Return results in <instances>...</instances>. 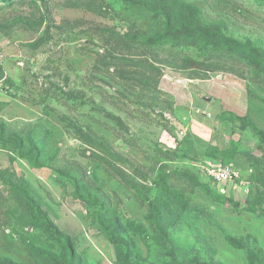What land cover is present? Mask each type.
I'll use <instances>...</instances> for the list:
<instances>
[{
  "label": "rangeland",
  "instance_id": "rangeland-1",
  "mask_svg": "<svg viewBox=\"0 0 264 264\" xmlns=\"http://www.w3.org/2000/svg\"><path fill=\"white\" fill-rule=\"evenodd\" d=\"M32 1L0 7V126L11 140L0 142V259L47 264L38 249L64 259L34 227L28 196L81 264H117L96 209L75 195L74 182L82 180L90 202H106V217L118 220L136 264H264V83L255 68L235 61L207 70L193 48L180 49L177 59L133 57L154 65L142 75L156 88H144L110 64L97 35L100 28L144 37L159 31L161 20L141 0ZM184 1L204 23L264 47V6ZM27 18L42 25L15 24ZM69 123L103 140L115 156L98 155L123 180L90 157ZM229 163L237 181L208 178V169ZM152 207L160 209L158 225ZM248 250L260 253L256 263Z\"/></svg>",
  "mask_w": 264,
  "mask_h": 264
},
{
  "label": "trees",
  "instance_id": "trees-1",
  "mask_svg": "<svg viewBox=\"0 0 264 264\" xmlns=\"http://www.w3.org/2000/svg\"><path fill=\"white\" fill-rule=\"evenodd\" d=\"M22 1L24 0H0V7H9ZM29 1L33 2L32 0ZM252 2L259 7L264 6V0H252ZM139 4L150 12L151 17L155 21L161 20L160 30L153 33V35L144 37L137 31L116 33L108 31L106 28L97 29V35L100 37L98 38L103 42V47L110 56V64L127 80L134 81L144 88L155 90L157 82L154 81V85H151L149 80L142 75L155 70L154 65L152 63H142V61L135 60L133 57H147L151 61L161 60L160 58L177 59L179 58L178 51L180 49L193 48L199 55H203L204 60L199 64L208 68L207 70L213 67L217 68L216 63L225 65L235 61L248 62L255 68V78L259 79L262 84L264 83V47L262 45L254 44L249 40H237L228 35L220 26L204 23L198 8L184 0H141ZM98 10H101V7H98ZM42 22V19L36 22L27 18L17 19L15 24L27 29H38ZM36 43V46L33 44L29 45V47L32 49L37 48L40 41ZM173 47L178 48L177 51H174ZM114 54L115 57L113 56ZM143 66H145V69ZM2 79L3 68L0 63V80ZM111 118L123 127L119 118L113 116ZM233 119L238 120L239 118L233 116ZM68 126L74 129V138L92 149L90 152L91 158L97 159L100 163L107 166L110 173L120 180L124 179L123 172L117 169L114 163L99 157L98 151H102L110 157L115 156L101 138L94 137L73 123L72 125L69 123ZM2 135L3 130L2 126H0V142L3 144L11 142L10 139L3 138ZM258 137L264 143L262 135L258 134ZM31 149L34 152L33 164L37 167L39 152L36 147ZM29 153L20 155V157L27 159ZM209 179L213 181L211 178ZM165 180L167 178L162 176L159 185ZM74 188L75 195L81 202L90 208L96 209V217L107 236V240L113 246L117 264H136L132 250L133 244L123 239L118 220L106 217L108 214L105 207L106 202L97 203L96 199L94 202H90L88 187L84 185L82 180L74 182ZM25 202L32 216L34 227L40 228L47 238L56 244L64 254L63 259L58 258L48 250L38 249L37 252L40 258L47 264H81V260L75 255L73 246L68 238L60 232L40 206L28 196L25 197ZM150 214L154 218V224L158 225L161 222L160 209L152 207ZM259 254L248 250V260L256 263ZM0 264L19 263L10 259H0Z\"/></svg>",
  "mask_w": 264,
  "mask_h": 264
},
{
  "label": "built area",
  "instance_id": "built-area-1",
  "mask_svg": "<svg viewBox=\"0 0 264 264\" xmlns=\"http://www.w3.org/2000/svg\"><path fill=\"white\" fill-rule=\"evenodd\" d=\"M207 174L209 178L218 184L237 181L240 176V173L230 163L223 166L212 167L207 170Z\"/></svg>",
  "mask_w": 264,
  "mask_h": 264
},
{
  "label": "water",
  "instance_id": "water-1",
  "mask_svg": "<svg viewBox=\"0 0 264 264\" xmlns=\"http://www.w3.org/2000/svg\"><path fill=\"white\" fill-rule=\"evenodd\" d=\"M168 79H171L170 77H168ZM184 81H181V83H183Z\"/></svg>",
  "mask_w": 264,
  "mask_h": 264
}]
</instances>
